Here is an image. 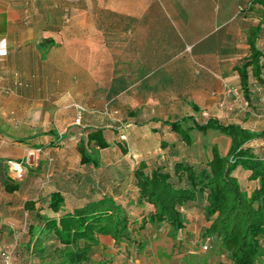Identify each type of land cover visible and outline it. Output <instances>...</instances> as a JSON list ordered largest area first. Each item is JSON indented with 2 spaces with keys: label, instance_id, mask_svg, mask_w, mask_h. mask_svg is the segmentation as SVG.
I'll use <instances>...</instances> for the list:
<instances>
[{
  "label": "crops",
  "instance_id": "0c3cea01",
  "mask_svg": "<svg viewBox=\"0 0 264 264\" xmlns=\"http://www.w3.org/2000/svg\"><path fill=\"white\" fill-rule=\"evenodd\" d=\"M249 1L0 0V252L13 247L11 264H41L30 227L36 236L49 221L58 224L103 197L141 221L150 205L138 204L133 172L155 155H135L122 135L159 139L174 133L163 121L202 112L252 129L225 92L240 87L234 66L248 54L247 35L257 24L241 15ZM97 129L111 145L99 150L98 167L81 165L77 143ZM216 133L228 151L230 138ZM9 163L21 167L18 180ZM6 176L16 190H5ZM53 192L63 197L58 211L49 204ZM194 207L182 209L188 222ZM148 226L132 232L137 242L151 234ZM156 236L149 247L142 243L136 264H158L162 248L172 251L171 239ZM119 239L126 238L99 234L94 249L109 251Z\"/></svg>",
  "mask_w": 264,
  "mask_h": 264
},
{
  "label": "trees",
  "instance_id": "16d2710c",
  "mask_svg": "<svg viewBox=\"0 0 264 264\" xmlns=\"http://www.w3.org/2000/svg\"><path fill=\"white\" fill-rule=\"evenodd\" d=\"M254 7L259 9L261 18L249 29L246 39L248 54L234 66L239 77V94L249 106L252 104V82L264 85V51L258 45L261 31H264V0H250L246 8ZM190 119L193 120L191 126L182 124ZM163 123L169 124L171 131L187 146L193 143L191 130L203 133L216 130L230 138L229 149L222 155L218 146L213 144L211 157L199 162L187 158L169 162L162 156L151 164L140 161L133 172L137 202L150 205V209L143 212L141 221L131 219L112 198L103 197L62 215L58 224L49 221L36 236L35 228L30 227L32 252L36 251L39 256L47 250L52 256L50 264H94L98 257L94 248L98 245L99 234L124 237L142 246V242H137L132 235L133 231L163 223L175 232L179 231L188 224L183 207L194 202L205 218L214 217L204 234L219 237L233 264H252L254 254L264 255V130L256 131L235 122L225 123L213 116L202 122L186 116ZM257 138L261 139L260 147L249 145ZM110 145L102 130L88 132L86 138L77 143L80 164L98 167L99 150ZM161 146L166 148V142L162 141ZM121 149L124 153L127 151L123 146ZM237 168L249 171L248 179L257 182L249 193L234 174ZM16 189L17 185L6 176L5 190L12 192ZM48 199L51 209L58 211L63 202L61 194L53 192ZM30 204L31 201L25 202L27 207ZM54 242L58 243L55 247ZM57 245L63 246L59 248ZM39 258L40 263L45 264L44 258Z\"/></svg>",
  "mask_w": 264,
  "mask_h": 264
},
{
  "label": "rangeland",
  "instance_id": "374dc122",
  "mask_svg": "<svg viewBox=\"0 0 264 264\" xmlns=\"http://www.w3.org/2000/svg\"><path fill=\"white\" fill-rule=\"evenodd\" d=\"M241 15L243 17H249L250 22L253 24H256L261 18L259 9L255 7L245 10V12L241 13ZM250 25L253 26L252 24ZM259 47L262 51H264V31H261L260 34ZM251 88L253 91L251 96L252 104L250 106L246 104L244 97L240 96L239 94L237 96L235 94V96L232 94L227 95H232L233 97L228 98L232 100L234 106H238L239 110H241L242 113H246V117L242 120L243 122H246V125H249L254 130H264V85L257 84L255 81H253L251 84ZM249 112H254V114H251L250 118H248ZM209 116L207 113V115L203 117L202 113H199L196 116L198 119H195L202 122ZM216 132L218 131L203 133L196 129H193L190 132L193 140L191 146L185 145L174 133H170V135H163V133H161V137H165V140L163 141L168 145V147L166 148H163L160 145L162 142L161 137L158 139L155 135L154 138L150 137L147 140H132L128 139V137L124 139V135H122L121 140L124 141L125 145L129 149H131V151L137 156H141L139 155V152L142 153V156H145V152L147 151L153 152L155 155L154 157L143 158L146 159L149 164L154 162V159H157L160 156H162L163 159H167L169 162L181 158H187L190 161L199 162L205 161L208 156H211V147L214 143L218 146L222 154L226 153L227 144L226 142H224L225 138L221 137V135ZM252 144H254L256 148L260 147L262 145L261 139L257 138L252 140ZM70 159L73 158L70 157ZM9 169L12 172V176L16 180L22 177V171L17 173L10 163ZM236 172V175L242 182V188L246 192L252 190L254 186L253 184L255 182L248 180L242 169H239V171ZM194 208V211H197L198 214L192 213L193 215L190 216V221L183 229L175 232L172 228L169 227V225L165 223L160 225L157 224L148 226L146 231H150L151 234L154 232L153 235L151 236L150 233H146L150 235L139 236L138 240L142 243H145L146 248L149 247V243L153 240V236L155 234L157 236L161 234V237L159 238L160 241H166V239L172 240V251H170L169 246L162 248L161 254L159 256V259L161 256L162 259L158 264H169L170 262L171 264H233L232 260L229 257L228 250L224 249L221 246L219 237H217L216 235L206 236L204 234L205 228L209 226L214 217L212 216L210 219H207L203 216V213L200 212L199 206H196ZM163 234L167 236H163ZM128 241L129 243L126 239H119L117 241L113 240L112 248H110V250L108 249L110 252L99 251L100 253L98 254L97 261H95L94 264H136L137 261L135 260L137 259V255L138 253H140V249L143 246L136 247L135 242L133 243L132 240ZM53 244V247H55V244L58 243L54 242ZM126 244L128 246H126ZM204 245L208 246V248L204 249ZM57 246L61 248L63 245ZM149 252L151 254V251L147 249L145 253ZM32 255L36 258V260L39 261V256H41V258H44L43 261L45 262V264H50L52 262V256L48 255L47 250H45V253L42 252L39 256L38 254H36V251H33ZM252 261V264H264V255L254 254Z\"/></svg>",
  "mask_w": 264,
  "mask_h": 264
},
{
  "label": "built area",
  "instance_id": "2783aa9c",
  "mask_svg": "<svg viewBox=\"0 0 264 264\" xmlns=\"http://www.w3.org/2000/svg\"><path fill=\"white\" fill-rule=\"evenodd\" d=\"M226 94H232V95H238L240 93V89L238 87H234V88H226L225 89ZM234 95V96H235ZM203 117H205L207 115V113L203 112L202 113ZM262 143H264V140H262ZM30 154V152H29ZM17 173L21 172V170L16 169ZM204 249H207L208 246L204 245L203 246ZM13 255H14V250L13 247H7L4 248L3 250H1L0 252V264H11L12 259H13Z\"/></svg>",
  "mask_w": 264,
  "mask_h": 264
},
{
  "label": "bare ground",
  "instance_id": "6f19581e",
  "mask_svg": "<svg viewBox=\"0 0 264 264\" xmlns=\"http://www.w3.org/2000/svg\"><path fill=\"white\" fill-rule=\"evenodd\" d=\"M12 167L13 168H16V169H19V165L18 164H15V163H12ZM21 169V168H20Z\"/></svg>",
  "mask_w": 264,
  "mask_h": 264
}]
</instances>
